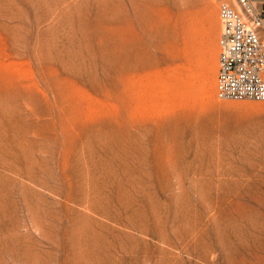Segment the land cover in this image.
Masks as SVG:
<instances>
[{
  "label": "rangeland",
  "instance_id": "374dc122",
  "mask_svg": "<svg viewBox=\"0 0 264 264\" xmlns=\"http://www.w3.org/2000/svg\"><path fill=\"white\" fill-rule=\"evenodd\" d=\"M218 6L0 0V264H264V102L216 97Z\"/></svg>",
  "mask_w": 264,
  "mask_h": 264
},
{
  "label": "built area",
  "instance_id": "2783aa9c",
  "mask_svg": "<svg viewBox=\"0 0 264 264\" xmlns=\"http://www.w3.org/2000/svg\"><path fill=\"white\" fill-rule=\"evenodd\" d=\"M216 97L264 102V0H219Z\"/></svg>",
  "mask_w": 264,
  "mask_h": 264
},
{
  "label": "bare ground",
  "instance_id": "6f19581e",
  "mask_svg": "<svg viewBox=\"0 0 264 264\" xmlns=\"http://www.w3.org/2000/svg\"><path fill=\"white\" fill-rule=\"evenodd\" d=\"M213 59H214L215 65H216L217 64V55L216 54H214Z\"/></svg>",
  "mask_w": 264,
  "mask_h": 264
}]
</instances>
